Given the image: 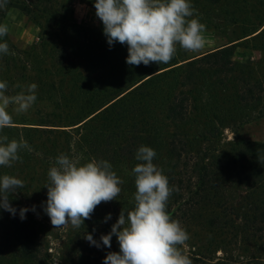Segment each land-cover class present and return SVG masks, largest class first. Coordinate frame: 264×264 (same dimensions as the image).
Here are the masks:
<instances>
[{
    "label": "trees",
    "instance_id": "1",
    "mask_svg": "<svg viewBox=\"0 0 264 264\" xmlns=\"http://www.w3.org/2000/svg\"><path fill=\"white\" fill-rule=\"evenodd\" d=\"M191 1L197 4L199 0ZM222 1L205 0L212 6ZM34 2L46 17L45 25L53 22L56 27L50 37L52 41L42 34L45 25H39L42 34L39 44L18 48L7 41V37L0 38V42L6 41L9 45V54L0 55V81L8 82L7 94L20 91L13 85L25 80L27 71H44L39 68L37 53L48 49L55 57L56 67L64 69L66 77H70L64 80L62 75L58 89L62 90L64 85L77 88L68 94L61 91L58 103H64V108L75 102L80 105L75 113H68L64 119L62 113H55L58 120L43 116L35 122L19 119L14 121L15 127L5 128L0 133L7 135L9 140L27 141L32 148L31 152L26 149L19 152L22 162H15L10 168L0 167V175H14L25 184L9 197L10 204L17 209L16 215L0 209V264H29L37 258L33 217L28 211L26 218L21 220L19 209L46 202L47 172L59 154L78 157L81 163L93 157L107 160L114 169L118 162L133 161L140 145L151 147L152 143L167 140L168 145H172V153L178 157L184 154L187 158L192 153L185 148L186 125H198L199 137L211 142L218 139L226 124H237L247 110L258 109L256 118L264 117V76H256L264 68V61L256 67L236 61L234 40L196 59H184L177 50L168 64L150 63L148 66L128 65L126 44L117 42L110 47L88 41L79 47L80 51L91 53L95 50L103 55L101 72L93 81L78 72L82 63L77 61L78 47L72 45L70 39L74 34L81 38L84 35L80 26L64 17L69 4L57 0ZM5 14L0 12V24ZM261 25L264 26V21ZM263 31L264 28L249 35L256 32L261 35ZM90 65L94 67L91 70H95L99 63L92 61ZM80 83H85L86 87H77ZM52 87L55 89L56 84L52 83ZM189 97L193 98L192 106L186 103ZM157 109L166 120H172L169 125L173 128L172 133L159 132L149 122L156 118ZM216 142L214 148L206 149L204 163L196 168L194 189L191 188L187 202L177 211L180 217H174L176 211L168 212L173 219L181 220L210 206L213 213L219 209L221 214L247 223L250 240L264 239V142ZM176 145H179L180 153H177ZM191 158H197V155ZM166 176L169 185L176 186L175 176ZM235 183L247 184L244 198L232 199L227 195L233 193L231 188L236 189ZM177 194L180 198L179 190L172 195ZM203 201L207 204L203 203L201 207ZM100 205L91 218L100 217ZM218 220V216L213 217L209 224L215 226ZM263 259L251 256L246 260L247 264H264Z\"/></svg>",
    "mask_w": 264,
    "mask_h": 264
},
{
    "label": "rangeland",
    "instance_id": "2",
    "mask_svg": "<svg viewBox=\"0 0 264 264\" xmlns=\"http://www.w3.org/2000/svg\"><path fill=\"white\" fill-rule=\"evenodd\" d=\"M34 1L9 0L8 4H13L10 7L7 6V9L0 10V12H6L1 20V24L6 23L9 27L6 39L18 48L39 44L43 33L46 38H50L53 31H55L56 27L53 22L45 25L46 17L39 11L40 8H37ZM57 1L66 5L69 4V10H67L64 17L80 26L81 34L84 35L81 38L74 34L70 39V43L78 47L75 56L77 61L82 63L78 72L82 73L84 77L95 81L103 66V55L95 50L91 53L79 50V47H83L88 41L97 43L99 46L108 45L107 38L103 33V24L95 14V0ZM192 5L196 9L195 15L201 23L206 25V31L203 33L205 46L198 52L185 51L178 46L177 50L180 51L178 53L184 59L199 58L234 40V43H236L234 59L236 61L254 67L260 61H264V31L261 35H256L258 32L249 35L255 30L261 31L264 28L261 25L264 21V0H223L220 4L214 6L206 3L205 0H199L197 4L192 2ZM39 25L46 26L42 34ZM48 40L52 41L51 38ZM37 56H39V68L44 71L42 73L36 70L27 71V78L20 81L22 86L30 83L38 85L37 100L33 107L24 114L17 115L12 112L10 107L9 112L12 113L14 121L27 119L30 122H35L42 116L52 119L55 116L58 117L56 114L59 113H62L64 119L68 113H71V115L75 113L80 105L79 102H75L64 108V103H58L61 91L68 94L69 91H77V88L64 85L62 90L61 88L59 90V78L62 75L65 78L64 80L70 78L66 77L67 72L56 67L55 57L48 49L39 51ZM92 61L99 63L95 70H91L94 67H89ZM256 76L262 78L264 68L259 70ZM14 80H16L15 77ZM52 83L56 84L55 89L52 87ZM77 87L85 88L86 85L80 83ZM177 91L178 89H176ZM189 98L186 103L192 106L193 98ZM257 111L258 109L247 110L237 120V124H230L231 126L226 124V127L221 129L218 139L211 142L199 137L200 127L198 125H186L185 148L187 152L193 155H188L187 158L184 157V154L178 157L177 154L172 153V145L169 146L167 140L151 144V148L157 154L153 163L163 169L165 175L175 176L176 183L174 185L181 192L180 198L178 197L179 194L176 196L171 195L168 201L167 211H176L174 217H180L177 211L187 202L190 190L194 189V182L197 180L196 168L201 167L204 163L203 154L208 147L214 148L217 145L216 141L223 144L234 141L264 142V117L256 118L258 116ZM154 115L156 118L151 119L149 122L152 123L155 129H159V132H173V128L169 126L172 120H166L158 109L155 110ZM113 143L116 147V141ZM180 146L182 147V145ZM176 148L177 153H180L179 145H176ZM195 155H197V158L190 159ZM136 162L134 159L125 163L121 161L115 165L113 171L124 181L120 185L121 194L116 200L107 203L102 202L99 206L100 217L85 220L84 226L79 229H73L71 226L53 228L50 218L43 210V205L35 207V211L31 210L32 207L29 208V213L33 217L31 220L32 226L35 227L37 232L34 236L37 244L36 250H38L37 258L30 260L29 264H103V259L108 252H119V244L115 235L112 236L111 248L103 246L102 243L100 248L90 245L84 235L91 233L93 238L99 242L102 234H108L111 231V227L117 221L121 209L127 211L134 207L133 197L136 189L135 179L131 173ZM195 162L197 165H194ZM234 187L236 189L231 188L233 193L230 195L228 192L227 194L232 199L244 198L247 195V184L235 183ZM203 203L207 204L203 201L200 204L201 207H203ZM209 207L199 211L193 217L186 216L179 220L190 236L184 251L189 255L192 264H247L246 259L248 257H264L263 237L260 240H250L246 230L248 229L247 223L240 218L223 215L219 209H215L213 213ZM109 213H111V219L105 222V217ZM217 216L219 219L218 224L215 226L210 225L209 220L211 221L213 217ZM94 229L95 231H93Z\"/></svg>",
    "mask_w": 264,
    "mask_h": 264
},
{
    "label": "clouds",
    "instance_id": "3",
    "mask_svg": "<svg viewBox=\"0 0 264 264\" xmlns=\"http://www.w3.org/2000/svg\"><path fill=\"white\" fill-rule=\"evenodd\" d=\"M9 0H0V10L7 9ZM96 16L103 24V33L111 47L114 43L127 45L128 65L148 66L150 63L168 64L179 48L198 52L205 46L206 25L195 15L191 0H95ZM9 27L0 24V38L6 37ZM9 54V45L0 42V55ZM20 91L7 94V81H0V133L15 127L13 115L29 111L37 100L36 83L15 84ZM31 152L24 140H9L0 135V167L10 168L22 162L21 150ZM153 148L140 145L135 153L139 161L133 169L135 180L134 207L119 213L108 234H102L98 242L91 233L84 238L97 248H111L112 236L119 244V252L110 251L103 264H192L184 251L190 236L179 220L173 219L167 205L173 192L179 189L169 185L163 169L153 163ZM47 200L43 210L53 228L71 226L79 229L91 219L95 208L102 202L116 200L124 181L113 171L112 165L103 159L91 158L81 163L80 158L61 153L47 172ZM25 187L24 181L14 175H0V209L16 215L10 204V195ZM29 208H20L23 220ZM35 211V206H32ZM111 219V213L105 222ZM95 231V229L93 230Z\"/></svg>",
    "mask_w": 264,
    "mask_h": 264
}]
</instances>
